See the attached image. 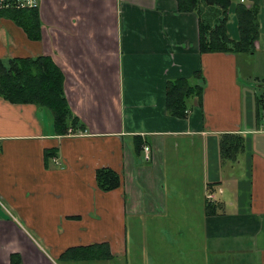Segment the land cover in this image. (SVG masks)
I'll use <instances>...</instances> for the list:
<instances>
[{
  "label": "crops",
  "instance_id": "obj_1",
  "mask_svg": "<svg viewBox=\"0 0 264 264\" xmlns=\"http://www.w3.org/2000/svg\"><path fill=\"white\" fill-rule=\"evenodd\" d=\"M38 9L36 41L0 12V60L52 58L79 124L58 135L50 109L0 96V264H62L97 244L112 259L86 264H264V121L241 82L247 54L202 53L198 16L176 0ZM177 79L202 89L185 118L167 110ZM224 134L244 139L236 160L221 157ZM102 168L119 188L98 187Z\"/></svg>",
  "mask_w": 264,
  "mask_h": 264
},
{
  "label": "trees",
  "instance_id": "obj_2",
  "mask_svg": "<svg viewBox=\"0 0 264 264\" xmlns=\"http://www.w3.org/2000/svg\"><path fill=\"white\" fill-rule=\"evenodd\" d=\"M180 12H194L200 25V50L202 53L253 54L259 38L260 0H249L251 6L235 0H176ZM11 17L33 40L41 38L39 9L8 10ZM231 15L236 34L230 31ZM202 89L186 79H177L167 86V110L171 116L185 118L188 100L201 97ZM0 96L13 104H33L50 109L58 135L77 128L79 119L73 117L64 94V76L54 60L47 56L0 60ZM259 118L264 117V99L257 97ZM68 122H71L70 124ZM82 128V127H81ZM244 149V139L236 134H224L220 141L223 160H236ZM53 153H48V156ZM98 187L112 191L121 185V177L115 171L102 168L97 171ZM213 212L208 205V213ZM106 244L75 247L65 251L59 261L62 264H86L112 259ZM13 263H17L14 257Z\"/></svg>",
  "mask_w": 264,
  "mask_h": 264
},
{
  "label": "rangeland",
  "instance_id": "obj_3",
  "mask_svg": "<svg viewBox=\"0 0 264 264\" xmlns=\"http://www.w3.org/2000/svg\"><path fill=\"white\" fill-rule=\"evenodd\" d=\"M260 10V23L264 24V0H261L260 2ZM230 22V31L233 35L234 33H236V25L234 26L233 24V18H231ZM233 27L235 30L233 29ZM242 57L244 58L241 59L240 62L241 82L244 87L251 92L250 98L252 99V104L255 112V110L257 109V97L262 96V98L264 99V51H255L252 55H244ZM45 111H47L52 118L51 112L46 109ZM262 119L264 121V117Z\"/></svg>",
  "mask_w": 264,
  "mask_h": 264
},
{
  "label": "built area",
  "instance_id": "obj_4",
  "mask_svg": "<svg viewBox=\"0 0 264 264\" xmlns=\"http://www.w3.org/2000/svg\"><path fill=\"white\" fill-rule=\"evenodd\" d=\"M240 3H245L247 0H238ZM39 0H0V12L7 10H23L38 8ZM149 147H145V151L148 153ZM148 160L149 155H146Z\"/></svg>",
  "mask_w": 264,
  "mask_h": 264
}]
</instances>
